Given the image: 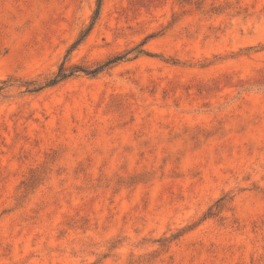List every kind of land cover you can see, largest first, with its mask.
<instances>
[{"label": "rangeland", "instance_id": "1", "mask_svg": "<svg viewBox=\"0 0 264 264\" xmlns=\"http://www.w3.org/2000/svg\"><path fill=\"white\" fill-rule=\"evenodd\" d=\"M0 264H264V0H0Z\"/></svg>", "mask_w": 264, "mask_h": 264}, {"label": "trees", "instance_id": "2", "mask_svg": "<svg viewBox=\"0 0 264 264\" xmlns=\"http://www.w3.org/2000/svg\"><path fill=\"white\" fill-rule=\"evenodd\" d=\"M58 77H59V79H60V78H63V77H64V75H63V74H61V76H58ZM54 82H55V81H54ZM54 82H52V83H54Z\"/></svg>", "mask_w": 264, "mask_h": 264}]
</instances>
